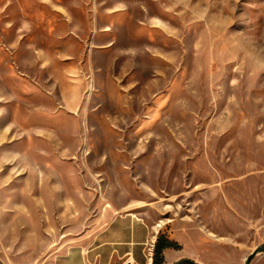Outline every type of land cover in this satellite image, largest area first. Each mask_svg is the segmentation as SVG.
<instances>
[{
  "label": "rangeland",
  "instance_id": "1",
  "mask_svg": "<svg viewBox=\"0 0 264 264\" xmlns=\"http://www.w3.org/2000/svg\"><path fill=\"white\" fill-rule=\"evenodd\" d=\"M216 189L258 250L264 0H0V255L40 264Z\"/></svg>",
  "mask_w": 264,
  "mask_h": 264
},
{
  "label": "crops",
  "instance_id": "2",
  "mask_svg": "<svg viewBox=\"0 0 264 264\" xmlns=\"http://www.w3.org/2000/svg\"><path fill=\"white\" fill-rule=\"evenodd\" d=\"M219 192L215 190L216 199L200 198L176 205L169 217L153 224L131 210L117 213L87 244L75 242L53 248L40 264H153L159 234L179 245L178 249L164 250L163 264H179L186 259L197 264H242L243 257H248L257 244L242 237L241 232L237 237L225 234L226 223L220 220H225L234 207L221 199ZM12 261L14 264V258ZM0 264L12 263L0 255ZM250 264H264V255Z\"/></svg>",
  "mask_w": 264,
  "mask_h": 264
},
{
  "label": "trees",
  "instance_id": "3",
  "mask_svg": "<svg viewBox=\"0 0 264 264\" xmlns=\"http://www.w3.org/2000/svg\"><path fill=\"white\" fill-rule=\"evenodd\" d=\"M166 248H179V245L168 239L165 234H159L155 242L153 264H163L164 262V250Z\"/></svg>",
  "mask_w": 264,
  "mask_h": 264
},
{
  "label": "water",
  "instance_id": "4",
  "mask_svg": "<svg viewBox=\"0 0 264 264\" xmlns=\"http://www.w3.org/2000/svg\"><path fill=\"white\" fill-rule=\"evenodd\" d=\"M260 250H264V244L258 250L253 251L248 257H246L244 264H250V262L256 257V255H258ZM179 264H197V263L186 259L181 261Z\"/></svg>",
  "mask_w": 264,
  "mask_h": 264
},
{
  "label": "bare ground",
  "instance_id": "5",
  "mask_svg": "<svg viewBox=\"0 0 264 264\" xmlns=\"http://www.w3.org/2000/svg\"><path fill=\"white\" fill-rule=\"evenodd\" d=\"M162 224V221H160V224L159 225H161Z\"/></svg>",
  "mask_w": 264,
  "mask_h": 264
}]
</instances>
